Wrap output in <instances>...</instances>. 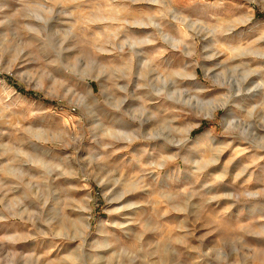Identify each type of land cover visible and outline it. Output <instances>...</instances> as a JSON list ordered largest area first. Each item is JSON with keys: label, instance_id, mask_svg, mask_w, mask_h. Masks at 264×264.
<instances>
[{"label": "rangeland", "instance_id": "1", "mask_svg": "<svg viewBox=\"0 0 264 264\" xmlns=\"http://www.w3.org/2000/svg\"><path fill=\"white\" fill-rule=\"evenodd\" d=\"M0 264H264V0H0Z\"/></svg>", "mask_w": 264, "mask_h": 264}]
</instances>
